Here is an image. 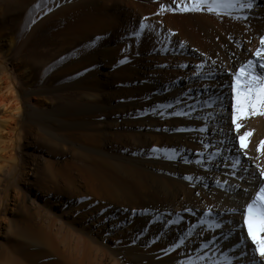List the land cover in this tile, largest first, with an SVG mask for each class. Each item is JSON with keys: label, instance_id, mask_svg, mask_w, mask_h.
Masks as SVG:
<instances>
[{"label": "bare ground", "instance_id": "1", "mask_svg": "<svg viewBox=\"0 0 264 264\" xmlns=\"http://www.w3.org/2000/svg\"><path fill=\"white\" fill-rule=\"evenodd\" d=\"M49 1L51 12L59 4H67L60 14L68 19L72 17L75 24L72 25L74 26L70 31L72 33L61 36L65 43L86 42L87 45L82 51L85 53L95 43L91 40L92 37L103 35L106 39L112 35V26L116 24V20L107 15L106 10L115 2L135 10L136 15L140 16L148 27L143 31L139 30L140 35L136 39L121 43L116 51H113L115 48L105 50L103 59L113 65L117 70L116 74L121 76L123 67L120 52L128 47L137 48L141 45L146 47L142 42L156 47L164 44L162 55L169 74L186 79V84L194 89V98L191 101L183 100L180 105V111L190 113L189 116L172 115L177 111L175 107L170 108L168 116L161 117L158 124L156 122L146 124L145 121V124H139L136 121L137 124L135 123L137 119H134V122L130 120L132 118L128 115L127 106L106 103L102 110L99 106L101 103H98L99 96L90 92L85 94V89V95L80 99L88 100L89 106L69 103L54 110L55 112L47 113L42 110L40 104H37L32 114H26L22 100L20 101L16 93V86L7 82L5 90L12 99L6 102L0 99V138L4 141L0 150L5 153L1 159L6 165H0V171L8 167L14 174L18 172L19 160L16 156L18 150L22 148L23 139L17 132L22 125L28 130L34 128L44 134L39 138V143L47 149L50 157H58L60 146L70 144L76 160H66L63 165H59L57 161L53 163L51 159L44 158V163L39 165L38 170L46 176L42 184L37 186L38 194L30 192L29 195H23L17 192L14 196L17 204L16 215L22 218L9 220L6 217L3 222L8 221L10 228H13L15 247L24 248L25 253L22 257L20 255L13 258L12 264H179V261L186 260L189 256L197 257L198 253H207L222 259L215 250L217 245L202 249L205 240L210 244L212 240L207 225H195L193 235L188 236V229L194 226L193 221L190 222L181 215L165 217L159 211V206H155L161 199L157 198L155 186L158 185L164 190L168 189V185L163 181L164 178L156 175L157 172L150 170L155 169L154 166L160 173L172 175L170 178L173 182H176V172L178 173L173 171V168L174 170L178 168L183 173L195 170L202 173L204 180L200 191L203 200L208 204L207 207L204 206V210L207 212L209 209L212 210V214L205 220L220 222L225 226L223 232L217 230L218 245L223 246V250L232 256L229 248L238 242V231H234L227 239L224 235L229 227H235L234 222L240 217H232L228 210L244 205L247 198L239 195L228 185L224 187L211 185L217 180L222 183L227 180L230 185L239 184L242 191L243 188L249 187L247 181L252 180L251 173H258L256 165L264 167V156H260L256 151L259 143L264 141V117L249 118L243 122L245 126L240 130L241 135L245 131L253 133L246 150L248 156L253 158L249 162L248 156L243 155L245 150L237 151L239 141L235 138V126L230 122L229 88L231 73L238 71L239 66L247 60L258 59L254 53L260 46L259 42L264 34V0H254L253 9L233 8L230 10L231 16L227 14L229 10L220 15L206 11L203 13L165 11L163 19L160 6L176 7L179 0H54L56 3L53 0ZM102 10L103 15L100 13ZM38 21L37 25L40 23ZM156 25L164 31L160 33L153 31ZM70 26L69 21L68 27ZM1 58L0 56V61ZM212 61L216 63L213 64ZM1 64L0 62V68ZM72 64H68L63 71L68 73L77 68ZM200 64L204 65L203 69H196ZM184 65L187 67H183ZM28 73L29 71H25V74ZM208 84L212 85L211 90L205 92ZM85 85L82 88L86 87ZM209 98L214 103L219 98L223 104V111L215 107L213 109L206 107L204 101ZM143 101L134 104V100L130 108L128 107L130 113H140L147 105L143 104ZM86 103L83 101V104ZM100 110L109 115L110 123L117 127L114 133L107 132V139L103 138L102 134L105 133H102L98 126L102 122L98 116ZM210 112H216L218 115L215 118L209 117L207 121L209 131H196L205 124L196 117L208 116ZM176 117L178 119H175ZM4 132H7L6 136L3 135ZM223 140L230 142V148L226 147L222 157L215 159L212 156L206 157L203 166L184 162L185 159L195 156L197 150L204 149L205 143H215L214 147L205 149L213 148L212 150L215 149L216 152L217 147L223 146L221 144ZM174 146L179 148H175L178 149L176 158L168 159V162L165 160L168 167H173L171 169L166 168L164 162L162 165L154 164L158 156L153 159L155 160L153 163L150 161L151 158L145 157L149 153L153 155L154 148L163 150ZM229 150L231 152L227 155ZM169 151L157 153L169 156L171 155ZM234 156L240 157L242 161L240 168L247 171L243 173L236 171V175H232L234 170L231 161ZM225 162L229 165L227 168L224 166ZM26 167V165L22 167L24 174ZM241 174L244 179L239 178ZM207 184H210V187ZM225 188L228 190L225 191ZM250 191L254 194L255 189ZM229 220H232L233 224H229ZM181 237L185 239L186 247L182 246L173 251L174 245ZM254 247L251 245L250 249H246L247 256L242 253L232 256L234 264L236 260L241 261V264H251L253 258L259 260L258 254H254ZM233 251L238 252L234 248Z\"/></svg>", "mask_w": 264, "mask_h": 264}, {"label": "rangeland", "instance_id": "2", "mask_svg": "<svg viewBox=\"0 0 264 264\" xmlns=\"http://www.w3.org/2000/svg\"><path fill=\"white\" fill-rule=\"evenodd\" d=\"M53 2L56 3L54 0ZM50 3L49 0H0V56L2 57L0 61L2 63V68H0V99L5 100V102L8 100L11 101L12 97L5 90L7 82H11L16 86V93L20 101L22 100L21 103L26 114H32L37 104H40L42 110L51 113L69 103L89 106L88 100H81L80 97L90 92V94L99 96L98 103H101L99 106L107 105L106 103L125 105V107L127 106L129 117L131 116L130 118H132L130 120L134 122V119H137L135 123L138 121L139 124H147L148 122L160 123L161 117L166 118L168 116V110L170 108L163 109L160 108V105L172 104V108L176 107V110L180 111V105L183 100L191 101L194 98V89L189 84H186V79L184 80L180 76H172V74H169L166 61H164L165 59L163 57L164 44L156 47L155 45L142 42L146 47H142V45L137 48L128 47L120 52L119 55L122 57V60L127 61L122 63L123 71L121 76L116 74L117 70L113 65H110L108 61L103 59L105 50L109 51L115 48L113 51H116L121 43L136 39L137 36L135 33L139 32V25L145 24L143 19L136 15V11L132 8H126L125 5L119 2H115L112 6L110 5L111 7L106 10V14L116 20V24L112 26V35L106 39L103 35L92 37L91 40L95 43L85 53L82 51L87 45L86 42L70 44L67 41L65 43L61 36L63 34L68 35L74 27L72 25L75 24V19H72V17L68 19V17H63L60 14L62 12L61 10H64L67 4H59L51 12ZM45 12L47 13L45 14ZM100 13L103 15V10ZM41 15L44 16L41 17ZM162 16L164 17L163 12L161 13ZM40 19H42V22ZM71 20L73 21L71 22ZM33 21L35 22L33 23ZM37 21L40 22L38 25L36 23ZM69 21L71 24L70 27H68ZM162 24L164 28V23L162 22ZM157 27L156 25L153 31L157 33L164 31L160 26L158 27L159 29ZM64 31L65 33H63ZM262 37H264V34ZM149 41L151 42L150 39ZM70 63H73L72 66L76 65L78 69L75 68L65 73L63 69ZM25 71H29V73L25 74ZM8 79L9 81H7ZM84 84H86V87L82 88ZM87 88L91 91L87 90ZM178 91L181 92L179 93ZM131 100L132 102H130ZM140 100L144 102L143 104H147L146 107L144 105L146 109H141L140 113H130V104L133 102L135 104ZM178 100L180 102H177ZM83 101L87 103L83 104ZM122 102L125 103L122 104ZM102 110H100V114L98 113L102 121L98 126L101 128V132L105 133L102 134L103 138L107 139V134L110 132L114 133L117 127L115 128V125L110 123V116ZM161 113H163V116H161ZM175 119L178 118L176 117ZM6 134L7 132L3 133L4 136ZM17 134H20L23 139L22 148L18 150L16 156L17 160H19L18 172L14 174L8 167L0 171V256L2 257L0 258V264H12L13 258L20 255L22 257L25 253L24 248L18 249L15 247L14 243L16 242L13 240V228H10L8 221L3 222L6 217L9 220H21L20 218H22L17 217L15 211V208H17V204L14 201L16 193L21 192L23 195H29L32 192V194H38L37 186L42 184L43 178L46 176L38 170L39 165L44 163V158L47 160L51 159L53 163L57 161L56 163H60L59 165H63L66 160L76 161L70 144L65 145V147L60 146V155L52 158L49 156L47 149L39 143V138L44 135L41 131L34 128L28 130V128L22 125L18 129ZM65 136L67 137L66 134ZM222 142L223 148L221 147V149L225 151L226 147L230 148V142L228 140H223ZM0 143L2 144L0 146L3 147L4 141L1 138ZM211 144L214 145L215 143L211 142ZM175 148L178 147L174 146L168 149L171 155L173 154L171 150ZM178 149H175V156L178 153ZM212 149L202 148L197 150L195 152L196 155L194 154L195 156L189 157L186 160L189 163H196L195 161H198L200 157V160L204 161V158L212 156L209 154L215 153V149L214 151ZM230 152L229 150L227 155ZM0 153V165L6 166L1 159L5 153H2L1 150ZM164 154L153 152V155L149 153L145 157L148 159L151 158L150 161L153 163L155 161L153 159H156L158 156L154 164L162 165L164 162L163 165L166 168H173L172 166L168 167L166 164L168 162V156ZM24 165L27 166L25 174L22 169ZM154 168H150V170L155 173L157 172L156 175L164 178L163 181L168 185V189L164 190H161L158 185L155 186V193H158L157 198H161L159 199L160 204L156 202L155 206H159L158 209L161 214L165 217L181 215L188 221H193L194 226L200 225V220L208 216V212L204 210V206L207 207L208 204L203 200V194L200 191L204 180L203 175H201L202 173L196 170L193 171L194 173L196 172L195 174L193 172L183 173L178 168L177 170L173 168V171H178V173L176 172V182H173L170 178L172 175H165L163 174L164 172L160 173L155 166ZM186 177H192L193 179L189 180ZM207 185L210 187V184ZM211 187H217L216 183L211 185ZM202 202H205V204L203 203L201 205Z\"/></svg>", "mask_w": 264, "mask_h": 264}, {"label": "snow or ice", "instance_id": "3", "mask_svg": "<svg viewBox=\"0 0 264 264\" xmlns=\"http://www.w3.org/2000/svg\"><path fill=\"white\" fill-rule=\"evenodd\" d=\"M255 6L254 0H179L176 4V7H164L161 6L160 11H171V12H180V13H212L216 15H220L225 10H229L227 14L231 16V9L239 7L246 9H253ZM38 7V5H37ZM235 19H240V17H235ZM247 19V17H244ZM35 21H33L34 23ZM148 26L145 24H140L139 28L143 31ZM135 35L138 37L140 32H136ZM99 39V38H98ZM260 46L255 51L254 55L258 58L257 60L249 59L246 63H242L239 66L238 71H233L231 73V79L229 83L230 88V122L235 126L236 137L239 141V150L243 151L244 156H248V152L246 151L249 147V139L253 135L251 131H245L244 134H240V130L244 127V121L248 120L251 117H264V37L260 39ZM127 62L126 60H122L121 63ZM215 64V61H212ZM183 67H187L184 65ZM204 65L200 64L196 66V69H203ZM199 75V73H197ZM212 79V77H209ZM212 85L208 84L205 87L204 91H210ZM177 102H180L179 100ZM204 104L209 109L219 108L223 111V104L217 98L214 103L211 98L204 101ZM172 104H164L160 105V108L167 109L172 108ZM193 107V106H190ZM163 115V113H161ZM172 115L175 116H189L190 113L184 111H176L173 112ZM218 115L216 112H210L208 116H197V119H201L205 122L204 127H200L196 129L199 132H208L209 128L207 125V121L209 117L215 118ZM186 129H180V131H185ZM203 143V141H202ZM223 143V142H221ZM205 148L214 147L210 143L204 144ZM164 151L168 152V149H158L154 148L153 152ZM175 149H172L171 152L173 155H169L168 159H175ZM256 151L260 154V156H264V141H261L256 149ZM224 149L217 147V151L212 155L213 159L215 157H222ZM249 162L253 159L248 156ZM185 163H189L188 160H184ZM197 164L203 166L205 161L198 160ZM242 161L239 156H234L231 161V167L234 170L232 175H236V171H240L241 173L247 171V169L240 168ZM225 168L229 165L225 162ZM258 169V173L252 172V180L247 181L249 184L248 188H243L241 191V186L239 184L230 185L227 180L216 181L217 187H224L228 185L229 188L236 190L239 195L247 198V202L238 207H232L228 210V213L232 217L239 216L240 219L235 221V227H229L227 233H225L224 238L227 239L229 236L233 234L234 231H238V242L229 248V251L232 252V256L244 254L247 256L246 249H250L251 245H254V254H258L259 260L252 259L251 264H264V167H261L260 164L256 165ZM240 179H244L243 174L239 177ZM186 179L192 180V177H186ZM258 182V183H256ZM255 189L254 194L250 189ZM228 189L225 188V191ZM191 211V210H189ZM212 214V210L209 209L208 215ZM219 215V213H216ZM173 223H177V221H173ZM229 224H233L232 220H229ZM200 225H207L209 232L211 233L212 240L211 244L205 240L202 244V249H209L212 245H217L215 249L217 254L222 257V259H217L214 256H210L207 253L197 254V257L189 256L186 260L179 261V264H234L232 256L229 255V252L223 250V246L218 245V236L216 235L217 230L220 232L224 231V225L220 222H213L211 220H200ZM194 228L190 227L188 229L187 235L192 236L194 233ZM250 241V244H249ZM182 246L186 247L185 239L179 238V242L174 245L173 251L175 249H179ZM237 249V251H233ZM235 264H241V261L236 260Z\"/></svg>", "mask_w": 264, "mask_h": 264}]
</instances>
